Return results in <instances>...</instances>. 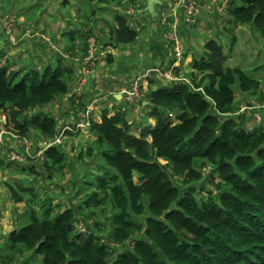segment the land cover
I'll use <instances>...</instances> for the list:
<instances>
[{
    "label": "trees",
    "instance_id": "trees-1",
    "mask_svg": "<svg viewBox=\"0 0 264 264\" xmlns=\"http://www.w3.org/2000/svg\"><path fill=\"white\" fill-rule=\"evenodd\" d=\"M88 1L110 9L113 2L126 0ZM135 1L127 0L134 5ZM95 14L92 10L86 19ZM127 14L116 10L114 19L105 22L108 37L102 42L101 33L99 51L108 43L129 45L138 39L134 16ZM225 14L230 49L237 39L231 25L251 24L264 35V0H228ZM10 15L14 23L10 29L4 24L0 37L8 41L13 34L14 40L8 42L23 44L19 24ZM95 29L89 23L78 32L71 30L67 50L71 55L66 58L72 61L58 53L55 62L39 67L11 61L7 50H0L4 142L12 140L10 149L0 153V168L28 165L19 168L22 175L14 183L6 181L12 201H26L27 206L7 235L0 224V239H7L6 247L0 243V264H16L29 252L40 256L38 264H264V111L261 120L248 127L246 114L252 116L253 111L241 113L237 99V91L256 95L262 82L241 67L228 66L224 45L214 37L205 41L201 53L193 54L188 79L177 66L174 73L182 78L156 87L154 72L143 80L142 99L148 110L139 133H133L125 109L104 108L98 119L93 114L88 117L91 142L77 159L95 157L90 165L95 167L78 189V193L86 191L78 206L54 203L50 195L37 205L38 187L33 182L38 176L52 180L69 162L74 166L68 161L64 140L81 132L77 123L87 106L73 89L82 75L76 74L71 57L84 37L81 60H77L83 68L86 37L93 35L98 41ZM23 30L28 36L32 33L28 27ZM33 34L34 40L38 34ZM159 53L163 59L159 66L166 70L175 55L164 64L165 54ZM108 61H113L111 54ZM68 93V104L80 112L72 120L61 121V114L56 115L51 106L63 104ZM258 98L264 102V90ZM255 104L247 102V106ZM67 106L65 113H69ZM58 136L61 141H54ZM44 142L52 144L45 147ZM11 150L23 159H11ZM24 175L33 184L21 180ZM199 189L206 190V197H198ZM107 210L111 213L106 220H99L98 215ZM79 220L87 224L86 230L77 227Z\"/></svg>",
    "mask_w": 264,
    "mask_h": 264
},
{
    "label": "rangeland",
    "instance_id": "rangeland-1",
    "mask_svg": "<svg viewBox=\"0 0 264 264\" xmlns=\"http://www.w3.org/2000/svg\"><path fill=\"white\" fill-rule=\"evenodd\" d=\"M125 1V0H124ZM148 1V0H147ZM178 1V2H177ZM68 2L69 4H67ZM146 0H136V3H139L138 10L142 8V6L145 4ZM162 2V0H161ZM161 2L155 3L156 6L162 7V15L159 17V19H156L159 21V26L161 24V27L166 26V22L171 18L170 12L171 7L172 9H175L176 12L174 14V17L172 15V20L177 19L178 27H179V36L182 41L183 47L186 49H194L198 52H201L205 41L210 38L214 37L216 38L220 43L224 45V51L228 55V58L226 60V64L231 67H241L242 69L249 72L251 75L259 78L262 82V90L258 92L256 95H249L245 93H240L237 91V99L240 106H246L247 102L252 103H259V96L261 92L264 90V35H261L260 32L257 30H254L253 26L251 24H240V25H231L233 28V31L235 32L237 39L236 43L233 46V49H230V36L225 32L224 26L227 24V15L225 14L226 9L222 12H217L216 10V4L214 0L209 1H201L196 6L194 13H190L189 15L185 14L184 9H179V3H181V6L184 4V0H163V5ZM177 2V3H176ZM127 2V0L123 3H112L111 5L115 6V9L118 7L121 9V11H118L122 13L124 10H129L131 3ZM176 3V4H174ZM238 3H242V1H239ZM174 4V5H173ZM68 5V6H67ZM106 4H100L96 2H89L88 0H0V7L2 10V17L1 19L4 21L5 26H7L8 29L12 26L13 20H9V15L12 14L10 9L13 10V13H15L16 17L19 16L22 10H25L26 12L25 16L27 21V27L30 29L31 34L29 36L27 35L26 31H20L21 38L23 44L19 46V44H11L12 40H14V35L12 34V37L7 39L8 41H5L6 39H3L0 41V50H7V55L10 58L11 61L14 60H20L22 63L30 64V65H38L39 67H42L43 65H46L48 63H53L58 58L57 50H55V47L61 48L60 50L65 54L64 60H69L68 55L69 52H67L69 45L72 43V39L70 36L71 30H78L80 31V28L85 27L86 24L91 23V20L88 18L86 19V16L92 12V10L96 11V18L95 22L92 27L95 29L96 34H98V43H101V33L97 27L98 26H104L106 21H112L114 19V15L116 13V10H114L112 7L110 9L104 8L106 7ZM21 7L22 10L20 9ZM221 7V6H220ZM160 8V7H158ZM0 9V10H1ZM179 9V10H178ZM221 9V8H220ZM218 8V11L220 10ZM182 11V14H185V17L187 18V21H190V24L187 25V30L185 28H182L184 25V22L187 23L185 20H183V24L180 26V20H181V14L179 13ZM98 12V13H97ZM149 12V11H148ZM147 12V13H148ZM150 13V12H149ZM151 14V13H150ZM78 15V18H76ZM11 16V15H10ZM184 16V15H183ZM130 17V16H129ZM148 17V16H147ZM94 18V17H93ZM131 18V17H130ZM199 18V20H197ZM86 19V20H85ZM148 19V18H147ZM89 20V21H88ZM87 22V23H86ZM189 23V22H188ZM85 24V25H84ZM107 27V25H105ZM104 26V27H105ZM4 27V26H3ZM181 27V30H180ZM108 28V27H107ZM106 28V29H107ZM86 29V28H85ZM108 30V29H107ZM144 30V29H143ZM70 31V32H69ZM76 31V32H78ZM164 32V28H163ZM12 33V31L10 32ZM38 34L36 38V42L39 44L40 42H43L47 45L49 53L46 54L38 53L40 50L38 48H34V40L32 38L35 37L33 34ZM145 33V32H144ZM27 38L28 41H27ZM79 38V35H77V38ZM53 40V41H52ZM58 41V42H56ZM77 45V52L81 55L82 50L81 46H83L85 38L81 37ZM86 41L88 42V38L86 37ZM64 43V44H62ZM81 44V45H80ZM142 41L140 39L137 40L135 43L136 47L141 46ZM54 45V46H53ZM39 46V45H38ZM27 48L28 51H24L21 55H18L17 51H19L21 48ZM192 47V48H191ZM169 51L171 50V47L168 46L167 48ZM47 50V51H48ZM107 50V49H106ZM111 51V49H110ZM120 51V50H119ZM118 51V55L120 52ZM112 52V51H111ZM149 52H157L158 51L155 48L149 49ZM61 53V54H63ZM172 53V52H171ZM99 59L105 60V65H109V68H114L113 63H110L107 60L108 53L100 52L98 54ZM183 58V57H182ZM98 59V60H99ZM24 60V62H23ZM76 61V60H75ZM77 62V61H76ZM97 62V61H96ZM95 62V64H96ZM193 59H190L189 57L185 60L182 59L175 66H183L185 69H188V63L192 64ZM18 63V62H17ZM158 63H163L162 60H160ZM187 63V64H186ZM19 65V64H18ZM159 66V64L157 65ZM258 66H263L259 69H255ZM106 66H98L96 68V71L98 72L99 68H104ZM95 66L93 67V69ZM143 68V67H142ZM140 68V69H142ZM182 70V69H181ZM191 70V69H190ZM190 70H183L181 72V75H184L186 79L189 78L188 73H190ZM138 71V70H137ZM135 72L132 76V79L130 82L134 79V77L137 75L138 72ZM81 73V72H80ZM91 73H93V70H91ZM151 73V72H150ZM91 74H87L85 76V80L83 81V84H85L89 76ZM103 75L107 78H111L116 76L115 73H108V69L103 70ZM156 76V75H155ZM156 79L161 82L162 85L166 84L165 79L161 78L160 76H156ZM124 79L119 76L117 77L116 81L109 82L108 80H103L101 82H97L96 85L100 86L102 85L101 91L94 92L92 99L95 98H102L105 92V86L112 88L115 87L114 90H119L122 87L125 88L127 86L125 85ZM81 81V80H80ZM130 82L128 86L130 85ZM118 86H115V85ZM144 84V83H143ZM113 85V86H111ZM106 88V89H109ZM119 88V89H118ZM122 88V89H123ZM76 89V88H75ZM78 94H82V87L80 86L77 88ZM121 90L120 92H122ZM118 93V92H117ZM60 105L56 106L53 104L51 106V109L55 111V114L59 116V114L64 115L66 114L64 112L65 108L61 103ZM91 104V103H90ZM128 105L126 101V106ZM91 108L97 109L95 112V118L98 119L102 110L103 106H98L97 102H92L90 105ZM113 112L117 111V107H113V105L108 107ZM142 106L140 104L139 99L134 100V105L132 107V111H130V114H128L129 122L133 121V133H139V125L141 122L144 121L145 115L143 111H141ZM128 109V108H127ZM129 113V112H128ZM243 113V112H241ZM94 114V113H93ZM60 115L61 121H63L62 117ZM175 119V117H174ZM254 117L251 115L246 114V123L248 127L254 126V123H256V120L254 122ZM3 116L0 114V122L3 121ZM66 123L68 124L69 121L67 120ZM1 125H0V131H1ZM91 135L88 132L87 125L83 126L81 129V132L77 133L73 137H69L64 140L65 143V150L68 154V161H73L74 166L69 164L66 166L64 172L56 173L52 180L47 179H38L36 182H33L38 187V196L36 197L38 200V206L40 204V200H42L46 195H50L51 198H53V202L56 203L58 201H62L66 204H69L73 207H76L81 203L82 196L86 193V191H82L78 193V189L81 188L80 186L85 182L87 179L88 172H91L90 170L94 169L95 166H90L94 158L88 159L86 156H84V159L79 160L77 159V155L81 150L84 151L85 155V148L89 145L91 142ZM4 135H3V142L4 145L1 143L0 145V153H4L10 148V142L12 141L10 138H6L7 140L4 142ZM11 153V152H10ZM27 163V162H26ZM28 164V163H27ZM26 164H18L14 165V169L11 167H6L5 169L0 168V222L3 228V232H6V235L14 228L16 227V222H19L16 220V216H20L23 214L27 202H13L10 198V194L8 193V189L6 188V181H11L14 183V179L16 177H20L22 173L20 172L21 169H19L21 166ZM28 166V165H26ZM23 181H26L28 185L33 184L31 177H28L24 175L22 177ZM205 179L202 180L201 184H206ZM199 196L206 197V190L205 189H199L198 191ZM28 198V195L26 196V200ZM111 213V210H107L106 213H100L98 216V219L101 221L106 220V216ZM82 219V218H81ZM81 220L77 221V227L81 229L80 227ZM87 224L82 226L83 229H87ZM7 241L5 237L1 240V243L4 245V241ZM7 246V245H6ZM4 247V246H3ZM40 260V256L34 255Z\"/></svg>",
    "mask_w": 264,
    "mask_h": 264
},
{
    "label": "crops",
    "instance_id": "crops-1",
    "mask_svg": "<svg viewBox=\"0 0 264 264\" xmlns=\"http://www.w3.org/2000/svg\"><path fill=\"white\" fill-rule=\"evenodd\" d=\"M84 1H86V0H84ZM160 2H161V0H160ZM66 3L69 4L68 2H66ZM145 3L147 5V0H146ZM161 3L163 5V0H162ZM176 3H174V4H176ZM136 4L139 5V3H136ZM159 5L158 6H156V4L154 5L155 13L153 15L150 14L149 12L147 13L146 11H144V10H146V6H145V8L142 7V9L136 10L134 13H132L134 17H132L131 19H132L133 25L139 30L138 39H140V41H142V44H140L141 46H139V47L135 46V43L137 42L138 39L134 43L129 44V45L112 46L109 43L106 46L101 45L103 47L99 48L100 49L99 53L100 52L101 53L105 52V53H108V55L111 54L113 56V61L110 62V63H113L114 68L113 67L109 68V65H105V60L104 59L97 60V62L95 64V68L93 69V73H91V75L89 76L88 81L85 84H81L82 94H80V95H81L82 103H84L87 106L91 102H97L98 106H100V105L103 106V109L104 108H108L109 106L113 105V107H117V108H121V109L127 110V112H129L128 114H130V111H132L131 109H132V107L134 105V100L131 101V102L125 100V95L120 92L121 90L124 89L123 87H122L123 89L122 88L121 89L118 88L119 90L117 91V90H114L115 87L109 88V87L105 86V92H104V94H103L104 96L102 98H100V97L99 98H95L94 97L92 99V97H93L94 92H98V91H101V89H103L102 85L101 86H100V84L96 85L97 82H101L103 80H108L111 83L113 81H116L117 77L119 76V79H120V77H122L124 79L123 80L125 82L124 86L128 87V84H129L130 80L132 79V76L134 75V73L137 70H138L137 71L138 73H141V72L147 70L148 68H152L154 66H157L158 64L161 65V63H158L160 60L163 61L162 55H161L162 53L161 54L159 53L160 50H162L163 53L165 54V58H164L165 62H164V64L165 63L167 64L168 60L173 58V53H171L172 51H169L167 49L168 47L164 44V40H163V28L164 27H161V24L159 26V21L156 20V19H159V17L163 16L162 15V10H161L162 7L159 6ZM158 7H160V8H158ZM170 7L172 9V6H170ZM22 8L24 9V7H21L20 9L22 10ZM112 8L114 10L121 11L120 8H116L115 9V7H113V6H112ZM0 9H1V7H0ZM12 9H10V11L12 12V14H14L13 17L16 20V22L19 24L18 27H17V32L21 33L23 31V29L25 27H27V21H26L27 17L25 16V14L28 11L24 12L25 10H22L21 13L19 14V16L16 17V15H15L16 12L13 13ZM179 9L183 10V6H181V4L179 6ZM2 10L3 9L0 10V13H2ZM122 12L126 14L128 12V10L127 11L124 10ZM179 13L182 16L181 20H180V26L183 24V20H185L187 23L184 22V24H183L184 26L182 28H185V30H187V25L190 24V21H187L186 17L183 16L184 13L182 14V11H180ZM76 18H78V15H77ZM95 18H96V14H95V16L93 15L92 18L90 19L91 20L90 26H93L94 24L97 23L95 21ZM197 20H199V18H197ZM3 26H4V21L0 17V33L3 32V29H2ZM97 27H98L99 31L103 33V41L102 42H104L105 36L108 37L107 29L104 26H98L97 25ZM180 30H181V27H180ZM3 39H4V37L3 38L0 37V41L3 40ZM27 41H28V39H27ZM181 43H182V41H181ZM62 44H64V43H62ZM21 45L22 44H19V46H21ZM182 47H183V44H182ZM34 48H38L40 50V52H38V53H43V52H45L46 54L49 53L47 45L44 44L43 42H40L38 44L36 42V39H34ZM152 48H155L158 51V53L157 52H153V54H152V52H149V49H152ZM54 49L57 50V52L63 53L60 50L61 48L55 47ZM110 49H111L112 52L110 51ZM20 51H25L26 52L27 48H25V47L21 48L19 51H17V53H20ZM118 51L120 52L119 55H118ZM28 52H29V50H28ZM194 53H201V52H198L197 50H195V48L194 49L193 48L189 49V51H188V49L183 47V56H182L183 58L182 59L185 60L188 57L190 59H193V54ZM22 54H25V53H22ZM69 55H71V54L69 53ZM63 56H65L64 53H63ZM79 57H81V55L79 53H76V55L72 56L71 58L74 61L75 60L76 61L77 60L80 61L81 59H78ZM107 60H108V56H107ZM75 65H76V74L79 75L80 72H82V68L80 67L81 65H80V63H77V62H76ZM103 65L106 66V67L99 68V70L97 72L96 68L98 66H103ZM140 68H142V69H140ZM179 68H180V70L182 69L181 72L183 70L189 71L191 69V64L188 63V69H185V67L183 68V66H180V65H179ZM105 69H108V73H115L116 76L111 77V78L105 77V75H103V70H105ZM76 78H75V80H76ZM75 80L73 82H76ZM158 85H162V84H161V82H159L156 79V82L154 83V87H156ZM111 86H113V85H111ZM115 86H118V85L116 84ZM77 87H78V85L76 87H73V89L77 88ZM106 88H109V89H106ZM73 89L71 90L72 92H73ZM69 95L71 96V93H68L67 96H65L64 99H63V101H65V102H63L62 105H64V106L68 105L67 109H68V112H69V113H66L64 115H61L62 119H64V120H66V118H68V120H72L73 117L75 116V114L80 112V111H78V112L75 111L74 112V109L72 108V106L68 104V101L66 99H68ZM138 99L140 100V104L142 106V108H141L142 110L141 111H143L144 112L143 115H145L147 110H148L146 108V101L143 100L142 97L138 98ZM126 101L128 103L127 106H126ZM96 111H97V109H94L92 111V114L94 113L93 114L94 117H95V112ZM171 116H172V119H174L175 115H171ZM76 117H75V119H76ZM147 121L149 123H151L152 125L155 124V122H156V120L154 118L148 117V116H147ZM0 224H1V222H0ZM2 230H3V228H2ZM3 233H4V235H6V232H3ZM2 239L3 238L0 239V243H1ZM4 243H5L4 245L2 243L1 244L4 247H6V241H4ZM27 259L31 260V262L30 263H25ZM38 263H39V259L37 257H33V253L29 252L28 254H26V256L24 258L21 259L20 262H18L16 264H38Z\"/></svg>",
    "mask_w": 264,
    "mask_h": 264
},
{
    "label": "built area",
    "instance_id": "built-area-1",
    "mask_svg": "<svg viewBox=\"0 0 264 264\" xmlns=\"http://www.w3.org/2000/svg\"><path fill=\"white\" fill-rule=\"evenodd\" d=\"M201 1H205V0H184V4H183V9L185 11V14L189 15L190 13H194L195 9L197 8L196 6L198 5V3H200ZM212 1V0H209ZM215 4H216V10L217 12H222L227 8V2L228 0H214ZM181 3H179L180 6ZM221 6V7H220ZM139 5L138 4H131L130 8L128 10L129 14L134 13L136 10H138ZM218 8L220 9L218 11ZM176 10L175 9H171L170 12V17L171 19H169L166 22V26H164V32H163V40H164V44L168 47H171L172 53H174L175 55V61L173 62V64L166 70H164L161 66H155L152 68H148L147 70L138 73L134 79L130 82V85L126 88L123 89V91L121 93H123L125 95V100L131 102L135 99L141 98L144 96V90H143V80L147 77V75L150 72H154L156 74V76H160L161 78L165 79V81L167 80H173V79H179L182 77L176 76L174 73V68L177 67L175 66L177 64V62H179L182 59L183 56V47H182V43H181V39L179 36V27H178V22L177 19L172 20V15L174 17ZM184 14V16H185ZM187 19V18H186ZM96 38L93 35H89L88 36V50H87V55L84 58V66L82 68V72H81V81L79 82V85L77 88H79L81 86V84H83V81L85 80V76L87 74H91V70H93V67L95 66V62L99 59L98 54L99 50H98V45L96 42ZM76 88V89H77ZM77 96H79L80 94H78V90H75ZM92 104V102H91ZM91 104H88L86 109H85V113L83 115V117L81 118V120L77 123V127H83V126H88L89 124V119L88 117L92 114L93 109L91 108ZM245 111H253L251 114L252 116L255 118L256 122H259L261 120L262 117V111H264V102L263 103H256L253 106H241L240 112H245ZM0 114H2L3 116V121L1 124V131H0V145L3 142V135L5 132V128H4V124H5V120H6V116L5 113L3 111H0ZM54 141L60 142L61 138L58 136L55 138ZM52 144V142L50 143H46L44 142V146H48ZM29 148H30V143L26 142V152H29ZM11 152V153H10ZM9 153L10 158L11 159H16V160H22L23 157L20 153H18L15 150H11ZM42 152V150L38 151V154H40ZM82 226L84 227L83 223H80V230H85L82 228Z\"/></svg>",
    "mask_w": 264,
    "mask_h": 264
},
{
    "label": "water",
    "instance_id": "water-1",
    "mask_svg": "<svg viewBox=\"0 0 264 264\" xmlns=\"http://www.w3.org/2000/svg\"><path fill=\"white\" fill-rule=\"evenodd\" d=\"M157 2H160V0H148L147 1L146 10H148L152 15L155 13L154 5Z\"/></svg>",
    "mask_w": 264,
    "mask_h": 264
},
{
    "label": "clouds",
    "instance_id": "clouds-1",
    "mask_svg": "<svg viewBox=\"0 0 264 264\" xmlns=\"http://www.w3.org/2000/svg\"><path fill=\"white\" fill-rule=\"evenodd\" d=\"M148 11V10H147ZM144 90V89H143ZM144 93H145V90H144Z\"/></svg>",
    "mask_w": 264,
    "mask_h": 264
}]
</instances>
